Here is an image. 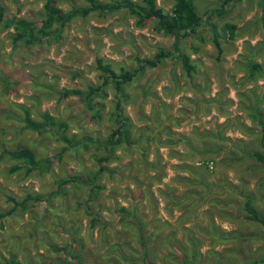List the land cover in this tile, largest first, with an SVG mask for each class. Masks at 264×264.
<instances>
[{
	"label": "rangeland",
	"instance_id": "1",
	"mask_svg": "<svg viewBox=\"0 0 264 264\" xmlns=\"http://www.w3.org/2000/svg\"><path fill=\"white\" fill-rule=\"evenodd\" d=\"M172 1L155 3L168 12ZM191 1L203 19L198 35L180 42L193 66L187 74L171 54L138 69L139 59L173 51L172 38L149 20L135 26L122 8L74 16L57 39L37 38L44 0H0V264L10 254L21 264H249L264 256V226L242 209L248 194L264 218V167L247 154L258 148L253 107L264 118L263 2ZM52 3L62 12L85 6ZM12 17L35 23L29 43L2 24ZM95 57L115 73L135 72L119 97L130 147L102 144L113 126L111 84L91 112L75 95H59L99 83ZM249 59L262 74L248 76ZM25 114L44 125L29 126ZM19 149L37 167L14 159Z\"/></svg>",
	"mask_w": 264,
	"mask_h": 264
},
{
	"label": "trees",
	"instance_id": "2",
	"mask_svg": "<svg viewBox=\"0 0 264 264\" xmlns=\"http://www.w3.org/2000/svg\"><path fill=\"white\" fill-rule=\"evenodd\" d=\"M85 6L79 8H71L62 12L60 8L53 5L52 0H44L42 5L43 17L41 19L40 27L35 30L37 38H43L50 34H53L54 39L60 36L61 28L72 17L81 15L85 16L91 11L97 13L113 11L118 9H124L128 15L133 18V24L137 27H142L146 21L153 22V29L155 32L162 36H170L172 38V50H160L153 54L151 57H143L138 60V69L143 70V67H154L164 57L172 55L174 58H178L182 69L185 73L189 74L193 70V66L190 64V58L181 49L180 42L185 38L198 35V31L202 25V15L198 14L193 7L191 0H173L170 10L164 11L162 8L156 5L155 0H141V3L135 4L132 0H111L106 2H99L96 0H83ZM228 0H221L220 7L222 8L225 2ZM261 7L263 8L262 19H264V0H259ZM211 16V15H210ZM208 28L211 32V43L216 53L221 52L219 43V33L216 29L215 23H213L210 17L205 18ZM2 24L5 27H11L14 31L13 39L22 40L24 43H29L34 36L35 23L18 18H6L3 19ZM53 26V28H51ZM228 35L232 33L234 26H228ZM51 29V30H49ZM33 30V34H32ZM264 45V44H262ZM193 49V46H192ZM263 49V48H258ZM97 70L99 71V78L101 79L98 84H86L84 89L79 88H61L59 89V95L64 97L75 95L85 104V107L93 111L94 98L97 96L101 88L106 84H111L114 92V106L110 112V120L113 122V126L106 134L103 146L113 150V147L125 146L130 147L133 142L130 138V121L129 118L123 114L121 105L119 104V97L121 92V85L124 82L129 81L135 72L131 70H120L115 73L110 68V64L104 62L102 58L95 57L94 59ZM248 76L252 74H262L261 65L258 62H254L252 59L247 60ZM249 119L253 122L257 131L258 148L252 150L247 154L252 159L264 167V118H262V111L257 107H253V111L249 114ZM25 122L31 127H38L44 125L43 123H37L28 118L25 114ZM14 159L20 160L25 165L26 170H30L37 167V161L32 157V154L26 149H19L12 153ZM242 209L246 214V217L250 220L258 222L264 226V218L259 216L255 208L251 205L249 195H245L242 201ZM3 264H21L15 259L14 255H9L8 258L3 259ZM36 264V263H27ZM249 264H264V256L254 258Z\"/></svg>",
	"mask_w": 264,
	"mask_h": 264
}]
</instances>
